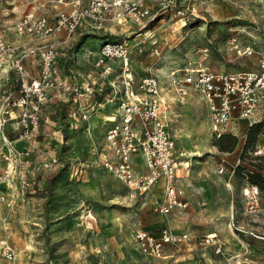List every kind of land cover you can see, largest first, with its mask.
Instances as JSON below:
<instances>
[{"label":"rangeland","instance_id":"374dc122","mask_svg":"<svg viewBox=\"0 0 264 264\" xmlns=\"http://www.w3.org/2000/svg\"><path fill=\"white\" fill-rule=\"evenodd\" d=\"M55 1L0 0V6H17L7 16H0L5 39L9 42V35H19L15 23L24 11L34 10L35 15H45L52 21L61 7ZM177 4L180 7L189 4L192 8L184 27L181 21L177 24L159 21L149 27L150 31L136 33L137 28L130 22L109 24L97 32H88L80 26L60 48L62 55L56 62L59 68L68 64L62 73L83 83L89 74L99 76L95 61L100 42L107 37L127 39L132 49L135 80L145 75L159 78L163 94L171 105L166 124L175 140L178 181L188 201L186 209L167 215L152 208L162 199V186L152 188L154 195L129 188L104 167V143L101 142L94 148H69L65 143L63 148L35 146L28 156L29 163L18 160L11 180L5 178L4 153L9 140L4 142V137L9 139L18 131L10 121L1 123L7 116L3 95L9 92L17 95L19 89L9 60L0 54V246L3 243L13 246L12 264H176L187 259L203 264L207 257H211L210 264H264V188L261 187L264 157L252 153L260 139V129L249 130L244 121L240 130L234 129L236 135L211 136L200 92L190 89L184 103H179L170 75L173 69L196 63L221 72L256 69L258 54L239 55L230 47L231 36L238 33L243 45L264 50V0H191L190 3L177 0ZM22 36L29 37L24 42L42 40L36 34ZM87 43L90 46L84 47ZM80 47L82 57L75 64H85L79 73L73 60ZM83 54L90 59H83ZM34 73L37 74L36 67ZM107 91L110 88H104L98 96ZM63 102L54 97L43 105L41 124L31 139L40 144L39 136H43L45 128L52 131L57 127L64 134H73L76 141L79 135L82 141L79 147L84 146L85 134L92 141L97 139L100 131L88 133L84 128H90L88 120L82 119L79 113L70 122L65 120L75 107L70 104L67 110L60 109ZM108 104L94 111L98 112L94 119L97 125H103L101 117L108 115V111L102 110L110 109ZM15 149L21 152L24 148ZM53 158L58 161L53 162ZM137 163L144 164L142 156ZM221 164L226 172H219ZM23 177L29 185H22ZM254 186L258 190L256 196ZM164 225L189 231L194 241L192 249L187 245H169L165 257L145 254L135 238L136 231L145 229L158 236ZM212 232L217 236L206 242ZM229 241L237 245L235 251L226 249ZM218 244L219 252L216 251ZM235 255L239 256L234 260ZM0 264H6L1 254Z\"/></svg>","mask_w":264,"mask_h":264},{"label":"built area","instance_id":"2783aa9c","mask_svg":"<svg viewBox=\"0 0 264 264\" xmlns=\"http://www.w3.org/2000/svg\"><path fill=\"white\" fill-rule=\"evenodd\" d=\"M186 1L190 3L191 0ZM56 4L64 7L55 12L52 21L29 10L22 12L15 23L19 35L36 34L42 39L38 42L12 44L0 29V54L9 60L19 89L17 95L12 92L3 95L4 114L7 116L1 123L10 121L18 131L17 137L30 140L41 124L43 105L54 97L74 103L76 106L68 115L75 118L79 113L82 119H88L92 112L105 104L117 103V110L112 113L114 118L109 119V115L102 118L104 125L107 122L102 153L104 167L140 194L157 185L162 186V199L152 206L156 212L167 215L186 209L188 201L178 181L175 141L166 124V112L171 105L156 75H145L135 80L130 42L127 39L103 41L95 61L99 76L91 77L89 74L83 83L63 74L67 65L59 68L56 62L62 55L60 48L80 26L86 27L88 32H97L109 24L130 22L137 28L136 33L159 21L169 24L181 21V27H184L188 24L191 6L180 7L177 0H56ZM12 10L7 5L2 8L5 14ZM238 35L231 36V49L239 55L257 53L256 69L221 72L196 63L173 69L170 75L175 82L179 103H184L190 89L203 96L211 136L236 135L234 129L240 130L244 121L247 129L261 124L260 139L252 153L264 156V50L251 44L243 45ZM35 67L37 74L34 73ZM104 88H110V91L98 96ZM8 140L4 175L11 180L18 160L29 163L28 156L35 147L28 146L17 152L13 140ZM139 156L144 162L142 169L136 164ZM57 161L58 158H53V162ZM218 170L226 172L222 164ZM22 185H29L24 177ZM253 190L256 196L257 186ZM135 238L140 249L154 257H165L167 244L192 247L194 243L189 231L177 232L169 225H164L158 236L139 229ZM211 238L213 236L208 234L205 241L209 242ZM216 251H221L220 244ZM0 254L6 264L13 263L15 250L12 245L3 243Z\"/></svg>","mask_w":264,"mask_h":264},{"label":"crops","instance_id":"0c3cea01","mask_svg":"<svg viewBox=\"0 0 264 264\" xmlns=\"http://www.w3.org/2000/svg\"><path fill=\"white\" fill-rule=\"evenodd\" d=\"M55 3H56V1H55ZM11 5L12 4H8L7 6H9L11 9H13L12 11H15V9H17V6H14V7H11ZM57 5H59V4H56V6ZM61 7H62V5H60ZM61 7H59V8H61ZM2 8H3V6H0V16H2V15H8V14H5L3 11H2ZM34 9V8H33ZM4 20H5V17L3 18ZM2 19V20H3ZM1 21V20H0ZM0 26H1V23H0ZM104 38V37H103ZM102 38V39H103ZM99 39V38H98ZM8 40H9V42H11L12 44H19V43H22V42H24L25 40H29V37L28 36H26L25 38L22 36V35H9L8 36ZM83 41H84V39H83ZM83 41L80 43V44H82L83 43ZM103 41H105V38H104V40H102V42ZM102 42H100V44H102ZM99 44V45H100ZM88 46H90V43H87V44H85V46L84 47H88ZM98 48H99V46H98ZM97 51H98V49H97ZM83 52V51H82ZM82 55V54H81ZM75 56H76V54H75ZM83 56H84V58L83 59H90V58H86V57H88V56H85L84 54H83ZM82 57V56H81ZM81 57H80V59H81ZM86 60H83V61H86ZM77 62H79V61H75V57H74V60H73V66L75 67V69L80 73L81 72V66L83 65V64H85V62H83V63H79V64H75V63H77ZM68 65V64H67ZM52 100V99H51ZM62 101H64L63 102V105L62 106H60V109H64V110H67V108H68V105H73L74 107L76 106L74 103H72V102H70V101H66V100H62ZM111 106V108L110 109H107V107L106 108H104V110H102L103 112H107L108 111V115H109V119H113L114 117H113V114L112 113H115L116 112V105H117V103H110V104H108L107 106ZM204 105H205V102H204ZM99 109V108H98ZM70 110V109H69ZM97 111V110H96ZM99 111V110H98ZM101 111V112H102ZM98 112H93V117L91 118V119H89L88 120V123H89V125H90V128H88V127H84L85 129H86V131L88 132V133H92V131H94L95 129H98V131H100L99 132V134H96V137H97V139H95V140H93L92 141V139L90 140V138L85 134L84 135V137H83V139H84V146L83 147H79V144H80V142H82L81 140H80V137H79V135H78V141H76V137L72 134H64L63 132H62V130L61 129H59L58 127L57 128H55V129H53L52 131L51 130H49V131H47V128H45V130L42 132V134H43V136H39V138L41 139L42 138V141H41V143L40 144H37V140L35 141V140H33V139H30V140H24V139H22V138H19V137H17L18 136V132H14L13 134H11V136H10V140H13V143H14V145L17 147V148H26V147H28V146H36V147H39L40 145L41 146H43V148H63V144L65 143L67 146L66 147H69V148H94L97 144H98V142H101V143H104L105 142V139H102V135H103V133L105 132V126H100V125H97L96 123H95V116H96V114H97ZM205 113H207V111H206V105H205ZM104 115V114H103ZM102 115V116H103ZM207 115V114H206ZM101 119H102V117H101ZM65 120L66 121H68V122H70L71 120H72V117H70L69 115H67L66 116V118H65ZM101 121V120H100ZM85 124L83 123L82 124V126H84ZM241 125H242V122H241ZM104 138V137H103ZM95 145V146H94ZM53 146V147H52ZM57 153L59 154V155H61L62 153H61V150L60 149H57ZM137 160H138V157L136 158V164H137V166H138V168L139 169H142L143 168V166H144V164L143 165H141L140 163H137ZM186 198V197H185ZM208 204H207V208H208ZM209 210H211L212 212H215L214 211V209H212V208H210V206H209ZM109 227V226H108ZM175 231H177V230H175ZM177 232H181V231H177ZM169 245H171V244H167L166 246H165V252H166V250H167V248H169ZM188 247V249H192V247L191 246H187ZM226 249L228 250V251H235L236 249H237V245H234V244H232L231 245V242L229 241V243H227L226 244ZM166 256V255H165ZM239 255H235V256H233V259L235 260V258L236 257H238ZM251 261L253 262L254 260L253 259H251ZM169 263H171V262H169ZM210 263H212V261H211V257H207L206 258V261H204L203 262V264H210ZM172 264V263H171ZM176 264H202V262H200V261H198L197 262V260L196 259H187V260H185V261H181V262H177Z\"/></svg>","mask_w":264,"mask_h":264},{"label":"bare ground","instance_id":"6f19581e","mask_svg":"<svg viewBox=\"0 0 264 264\" xmlns=\"http://www.w3.org/2000/svg\"><path fill=\"white\" fill-rule=\"evenodd\" d=\"M148 31H150V30H148ZM108 38V37H107ZM107 38H106V40H107ZM82 51H83V48L82 47H80L77 51H76V56H75V61H77V59H79L80 57H81V53H82ZM175 83V82H174ZM201 97H202V99H203V96L202 95H200ZM188 97V96H187ZM187 99V98H186ZM185 99V100H186ZM184 100V101H185ZM190 106L188 105L186 108H189ZM116 108H117V105H116ZM117 110V109H116ZM93 117V112L90 114V116H89V118L87 119V120H89V119H91ZM166 117H167V119H168V117H170V114H169V108H168V110H167V112H166ZM200 121V120H199ZM7 140L8 139H6L5 137H4V142H7ZM175 141V140H174ZM152 190V188H150L148 191H147V194H149V193H152L153 195L155 194V193H153L154 191H151ZM210 236H213V237H216L217 236V233L216 232H212L211 234H210Z\"/></svg>","mask_w":264,"mask_h":264},{"label":"trees","instance_id":"16d2710c","mask_svg":"<svg viewBox=\"0 0 264 264\" xmlns=\"http://www.w3.org/2000/svg\"><path fill=\"white\" fill-rule=\"evenodd\" d=\"M252 127H257L258 129H260V130H259V134H260V132H261L262 129H263V127H262L261 124H255V125L252 126ZM252 127H250L249 130H250ZM223 135H225V134H223ZM221 136H222V135H221ZM253 149H254V148H253ZM257 157H264V156H257ZM261 187L264 188V185H262Z\"/></svg>","mask_w":264,"mask_h":264}]
</instances>
